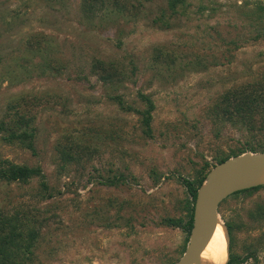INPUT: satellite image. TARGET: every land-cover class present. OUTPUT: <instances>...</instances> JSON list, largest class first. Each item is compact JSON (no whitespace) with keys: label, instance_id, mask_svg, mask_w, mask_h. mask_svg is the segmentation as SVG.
<instances>
[{"label":"rangeland","instance_id":"rangeland-1","mask_svg":"<svg viewBox=\"0 0 264 264\" xmlns=\"http://www.w3.org/2000/svg\"><path fill=\"white\" fill-rule=\"evenodd\" d=\"M118 1L104 0L92 13L83 0H0V121H17L24 110L36 128L34 151L0 133V159L40 167L48 185L44 191L38 180L0 182V213L37 226L32 264L180 259L185 234L162 223L182 215L180 178H191L202 156L215 167L219 153L250 140L245 128L213 112L220 94L264 70V42L239 49L231 43L249 37V21L237 7L243 2L193 0L190 14L163 30L153 21L165 0ZM98 61L120 64L124 80L100 79ZM140 93L156 105L152 137L139 114L114 100L142 109ZM259 139L264 143V134ZM69 144L79 147L80 161L62 160L60 149ZM115 175L125 182L100 183ZM259 197L264 190L228 199L222 219L227 224L236 210L245 216ZM116 211L133 219L135 232L112 226ZM232 252L253 253L264 264V229L237 230ZM254 256L245 264H254Z\"/></svg>","mask_w":264,"mask_h":264},{"label":"trees","instance_id":"trees-1","mask_svg":"<svg viewBox=\"0 0 264 264\" xmlns=\"http://www.w3.org/2000/svg\"><path fill=\"white\" fill-rule=\"evenodd\" d=\"M87 12H94L97 6L103 3L104 0H83ZM154 0H138L139 6L144 3H152ZM193 0H165L166 7L161 10L158 18L153 23L160 29L168 30L172 27V21L180 16L185 17L190 14ZM242 1L243 7L237 6L240 11V16L248 19V38L247 41L239 43L232 41L231 43L239 49L241 44H249L256 42H264V0H255V5L249 7L250 2L254 0H237ZM116 4L119 1L116 0ZM245 8L247 10H245ZM138 11V9L136 10ZM92 12V13H93ZM246 28V26H244ZM252 32L255 34L252 35ZM95 73L105 82H122L125 78V70L120 64L106 62H96L94 66ZM249 79L239 85H235L224 91L217 98L213 112L224 122H231L233 125H241L250 133V140L240 144L237 149H233L230 153H219L214 160L220 164L228 160L230 157L240 155L246 151L263 152L264 143L259 138L264 134V70L259 74L248 75ZM139 97L144 102V108L138 109L132 105L125 106L120 97L114 98L121 108L125 111L135 112L139 114L144 133L152 137V121L155 103L149 97L140 93ZM24 102V100H22ZM27 104V101H25ZM28 105V104H27ZM12 109L16 110L14 104ZM25 111H17L15 117L17 121L11 119L9 122L0 121V133H4L2 138L9 143L18 144L23 148L34 151L36 139V128L33 126L34 117L25 115ZM79 147L74 144L60 149L62 160L66 163H74L81 160V154L78 152ZM202 163L194 169V175L191 178H180V182L185 188V195L181 199L182 215L179 217H167L162 220V223L171 228L180 229L185 234V242L180 254L185 252L189 236L193 227L194 204L197 197V192L204 182L209 171L214 165L202 156ZM38 180L42 189H48L46 177L40 167H30L27 165H19L9 160L0 159V182L8 184L19 183L28 185L32 181ZM125 182L124 175H115L114 178H106L103 176L102 183L105 186H118ZM157 182V181H156ZM264 190V186L244 190L235 193L229 199H237L245 196V199H251L259 192ZM53 196V195H52ZM225 200V202H227ZM220 207V212H221ZM245 216H242L239 210L235 211L234 219L227 220V227L231 236V260L229 264H245L254 256L250 253L246 257L234 254L233 248L235 245V234L237 230H242L243 227L250 229H264V199L259 197L252 203L249 208L243 209ZM227 219V216L224 215ZM20 218L19 215H5L0 213V264H32L34 261L35 252L38 248L40 231L37 226L31 225L30 221ZM241 223H240V222ZM238 222V224H237ZM36 226V227H35ZM116 229L129 228L135 232L133 219L125 218L120 211H116V220L112 224ZM110 226L109 229L113 227ZM179 260V259H178ZM178 260L169 261L167 264H174ZM254 264H261L257 257L254 256Z\"/></svg>","mask_w":264,"mask_h":264},{"label":"water","instance_id":"water-1","mask_svg":"<svg viewBox=\"0 0 264 264\" xmlns=\"http://www.w3.org/2000/svg\"><path fill=\"white\" fill-rule=\"evenodd\" d=\"M264 151H246L217 164L206 176L197 192L194 204L193 227L185 252L174 264H204L214 234L223 226L228 237L227 261L231 260V236L222 219V203L237 192L264 186ZM250 176L256 179H249ZM252 178V177H251Z\"/></svg>","mask_w":264,"mask_h":264},{"label":"bare ground","instance_id":"bare-ground-1","mask_svg":"<svg viewBox=\"0 0 264 264\" xmlns=\"http://www.w3.org/2000/svg\"><path fill=\"white\" fill-rule=\"evenodd\" d=\"M252 177V178H251ZM249 179H256L250 176ZM264 183V172L260 177ZM228 237L226 230L221 225L216 230L210 248L204 256V264H225L227 261Z\"/></svg>","mask_w":264,"mask_h":264}]
</instances>
